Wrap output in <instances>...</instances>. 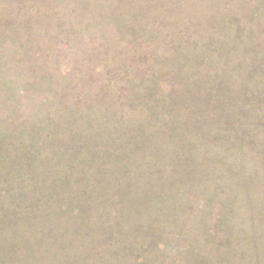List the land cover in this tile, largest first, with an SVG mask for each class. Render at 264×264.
Returning <instances> with one entry per match:
<instances>
[{
  "label": "rangeland",
  "instance_id": "obj_1",
  "mask_svg": "<svg viewBox=\"0 0 264 264\" xmlns=\"http://www.w3.org/2000/svg\"><path fill=\"white\" fill-rule=\"evenodd\" d=\"M0 264H264V0H1Z\"/></svg>",
  "mask_w": 264,
  "mask_h": 264
},
{
  "label": "crops",
  "instance_id": "obj_2",
  "mask_svg": "<svg viewBox=\"0 0 264 264\" xmlns=\"http://www.w3.org/2000/svg\"><path fill=\"white\" fill-rule=\"evenodd\" d=\"M0 1H1V0H0ZM234 22L236 23V21H234ZM164 38H165V37H164ZM155 43H157V44H160V43H163V44H164V43L169 44V42H167V41H165V42H164V41H163V42H158V41H156Z\"/></svg>",
  "mask_w": 264,
  "mask_h": 264
}]
</instances>
